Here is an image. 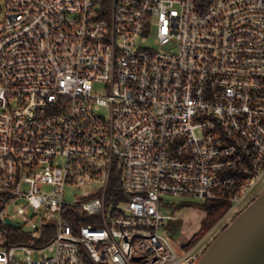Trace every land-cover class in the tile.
Returning <instances> with one entry per match:
<instances>
[{"label": "built area", "instance_id": "2783aa9c", "mask_svg": "<svg viewBox=\"0 0 264 264\" xmlns=\"http://www.w3.org/2000/svg\"><path fill=\"white\" fill-rule=\"evenodd\" d=\"M263 178L264 0H3L0 264H195ZM165 195L229 208L178 253Z\"/></svg>", "mask_w": 264, "mask_h": 264}, {"label": "water", "instance_id": "95a60500", "mask_svg": "<svg viewBox=\"0 0 264 264\" xmlns=\"http://www.w3.org/2000/svg\"><path fill=\"white\" fill-rule=\"evenodd\" d=\"M5 223L18 228L7 217ZM195 264H264V192L220 231Z\"/></svg>", "mask_w": 264, "mask_h": 264}, {"label": "rangeland", "instance_id": "374dc122", "mask_svg": "<svg viewBox=\"0 0 264 264\" xmlns=\"http://www.w3.org/2000/svg\"><path fill=\"white\" fill-rule=\"evenodd\" d=\"M3 12V0H0V13ZM257 188H260V182L256 185ZM255 186V187H256ZM66 196L64 200L69 202H86L96 199V195H91L87 198L81 195V192L76 189H71L66 191ZM264 192V189L261 191ZM261 194V193H260ZM206 202H202L191 197H183V196H171L165 195L163 196V202L161 203V211L164 213L166 219L169 221L166 223L165 228H170L173 225V217H181L183 220L182 227L178 228L177 231L174 232L173 236L170 238L173 247L178 250L177 252L180 253L181 249L177 244V240L181 235H185L188 238L192 239V242L195 239V233L200 231L201 222L203 221V217L205 215L204 207ZM2 206V201L0 198V208ZM15 220V219H14ZM16 221V220H15ZM233 220L229 221L230 224ZM18 222V221H17ZM19 223V222H18ZM220 230V228H219ZM219 230L212 233L211 237L208 241H212L213 238L219 235ZM5 232L8 234V240L13 245H21L26 244L30 233L32 232L31 229L27 228L25 224L20 225L19 228H14L12 226H6ZM218 234V235H217ZM46 254L50 255V251H47ZM17 257L21 260L24 258V254L22 252L16 253ZM201 257V256H200ZM199 257V258H200ZM142 259H135L131 261V264H141Z\"/></svg>", "mask_w": 264, "mask_h": 264}, {"label": "trees", "instance_id": "16d2710c", "mask_svg": "<svg viewBox=\"0 0 264 264\" xmlns=\"http://www.w3.org/2000/svg\"><path fill=\"white\" fill-rule=\"evenodd\" d=\"M118 188H119L118 180L117 179L112 180L111 186H110L111 193L107 194V197H106V204L107 205L112 204V203L115 204L118 200H121V199L124 200V197H125L124 193H113L114 189L117 190ZM252 201H253V199H252ZM205 204H206L204 207L205 215L203 217V221L201 224L200 231L195 235L194 241L192 242V240H191L190 245L195 244L197 241H199L201 238H203L205 233L219 221L220 217L229 208V205L227 203H224V202H219V203L206 202ZM68 214L70 217L68 216ZM63 215L65 218L68 217V218H70V220L75 222L76 218L78 217V211L76 208L70 209V210L66 209V210H64ZM79 223L83 224V223H87V222L85 220H82ZM51 228H52V225L45 226V230L47 229L48 231L46 230L42 234L41 239H44V241H43L44 243H50L52 241L53 231L52 232L49 231V229L51 230Z\"/></svg>", "mask_w": 264, "mask_h": 264}, {"label": "flooded vegetation", "instance_id": "af4514ba", "mask_svg": "<svg viewBox=\"0 0 264 264\" xmlns=\"http://www.w3.org/2000/svg\"><path fill=\"white\" fill-rule=\"evenodd\" d=\"M260 188H257V186H256V188L253 190V192L251 193V198L254 200L255 198H257L259 195H260V193H262L261 191L264 189V178L260 181V186H259ZM201 224H202V222H201ZM210 238H212L211 237V235L206 239V241H208ZM213 240V239H212ZM211 242V241H210Z\"/></svg>", "mask_w": 264, "mask_h": 264}]
</instances>
